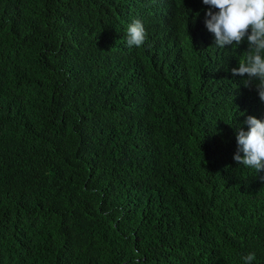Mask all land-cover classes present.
Instances as JSON below:
<instances>
[{"label": "trees", "instance_id": "1", "mask_svg": "<svg viewBox=\"0 0 264 264\" xmlns=\"http://www.w3.org/2000/svg\"><path fill=\"white\" fill-rule=\"evenodd\" d=\"M199 6L0 0V264H264V102Z\"/></svg>", "mask_w": 264, "mask_h": 264}, {"label": "clouds", "instance_id": "2", "mask_svg": "<svg viewBox=\"0 0 264 264\" xmlns=\"http://www.w3.org/2000/svg\"><path fill=\"white\" fill-rule=\"evenodd\" d=\"M208 11L204 24L214 36L218 48L240 45L247 41L246 55L239 60V67L232 68L233 76H247L245 86L253 79L259 99L264 102V0H201ZM199 6V7H202ZM146 40V31L140 20L127 26L126 43L129 47H141ZM248 130L237 128V151L233 159L259 173L264 170V120L248 115L243 121ZM243 153V155H241ZM264 180V177H261ZM254 253L242 257L243 264H252Z\"/></svg>", "mask_w": 264, "mask_h": 264}]
</instances>
